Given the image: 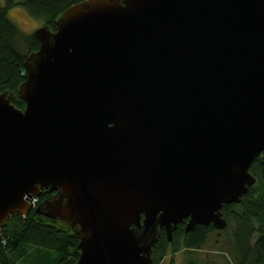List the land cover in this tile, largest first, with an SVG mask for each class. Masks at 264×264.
<instances>
[{
	"label": "water",
	"instance_id": "1",
	"mask_svg": "<svg viewBox=\"0 0 264 264\" xmlns=\"http://www.w3.org/2000/svg\"><path fill=\"white\" fill-rule=\"evenodd\" d=\"M33 36L24 109L0 93V235L32 212L75 264H152L159 228L223 231L264 164V0H87Z\"/></svg>",
	"mask_w": 264,
	"mask_h": 264
},
{
	"label": "trees",
	"instance_id": "2",
	"mask_svg": "<svg viewBox=\"0 0 264 264\" xmlns=\"http://www.w3.org/2000/svg\"><path fill=\"white\" fill-rule=\"evenodd\" d=\"M87 0H13L0 1V93L17 94L25 80L24 61L38 50L33 35L24 36L8 18V11L20 7L29 18L39 21L51 31L63 12L72 5ZM13 105L23 110L25 104L15 98ZM255 184L240 203L224 205L221 209L226 227L215 231L212 227L195 226L191 232L177 228L169 243L163 231H158L152 249L153 262L169 252L201 250L211 233L221 238L219 251L226 254L229 264H264V164L255 158L250 167ZM47 197L36 198V205ZM78 237L63 222L33 215H13L1 229L0 264H75L79 258ZM225 256V255H224Z\"/></svg>",
	"mask_w": 264,
	"mask_h": 264
},
{
	"label": "rangeland",
	"instance_id": "3",
	"mask_svg": "<svg viewBox=\"0 0 264 264\" xmlns=\"http://www.w3.org/2000/svg\"><path fill=\"white\" fill-rule=\"evenodd\" d=\"M3 3L4 0H0ZM17 2L19 0H13ZM8 18L14 23L17 30L24 36L33 35L34 31L43 26L39 21H34L20 7L11 8L8 13ZM11 97V104L15 98H19L18 94L8 92ZM37 205L33 208H35ZM217 232L209 235L207 243L201 250H181L178 253H168L163 259L156 260L153 264H229V258L226 254L219 251L218 244L221 238H217ZM225 255V256H224Z\"/></svg>",
	"mask_w": 264,
	"mask_h": 264
},
{
	"label": "flooded vegetation",
	"instance_id": "4",
	"mask_svg": "<svg viewBox=\"0 0 264 264\" xmlns=\"http://www.w3.org/2000/svg\"><path fill=\"white\" fill-rule=\"evenodd\" d=\"M54 194H55V192H53V193L47 195V194H46V190H42V191H41V196H44V197H47V198H51ZM187 221H188V220H184L183 223L179 224V225L176 227V229H177V228H183V229H184V228H185V224L187 223ZM206 227H212V226L209 225V226H206ZM176 229H175L173 232H175ZM184 230H185V229H184ZM213 230H214V229H213ZM158 231H159V232H160V231H163L164 234H165V230H164L163 228H159ZM215 231H216V230H215ZM159 232H158V233H159ZM173 232H172V234H173ZM165 235H166V234H165ZM171 240H172V239H171ZM170 242H171V241H170ZM170 242H169V243H170ZM152 264H153V260H152Z\"/></svg>",
	"mask_w": 264,
	"mask_h": 264
},
{
	"label": "built area",
	"instance_id": "5",
	"mask_svg": "<svg viewBox=\"0 0 264 264\" xmlns=\"http://www.w3.org/2000/svg\"><path fill=\"white\" fill-rule=\"evenodd\" d=\"M35 204H36V198L32 199V201H31V205H32V207H34Z\"/></svg>",
	"mask_w": 264,
	"mask_h": 264
}]
</instances>
